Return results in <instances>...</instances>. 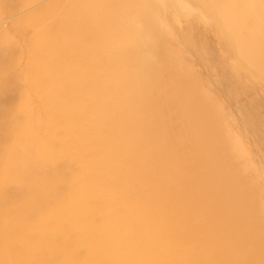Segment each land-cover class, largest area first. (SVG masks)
<instances>
[{
	"label": "bare ground",
	"instance_id": "1",
	"mask_svg": "<svg viewBox=\"0 0 264 264\" xmlns=\"http://www.w3.org/2000/svg\"><path fill=\"white\" fill-rule=\"evenodd\" d=\"M211 53L264 101L260 0H0V264H264Z\"/></svg>",
	"mask_w": 264,
	"mask_h": 264
},
{
	"label": "rangeland",
	"instance_id": "2",
	"mask_svg": "<svg viewBox=\"0 0 264 264\" xmlns=\"http://www.w3.org/2000/svg\"><path fill=\"white\" fill-rule=\"evenodd\" d=\"M139 1L141 4H143V2H146L147 7L150 10V7L153 8V4L155 3L156 0H139ZM144 25L148 28V30L150 29V25H152L154 29H157L155 26L160 27L158 21L144 22ZM163 30L164 29L162 28V31ZM204 37L205 35L203 36V38ZM208 38L212 42L214 39H216L212 35H209ZM220 48L222 50H225L222 47ZM223 59L224 57H220L218 54L215 55V53H211L210 57H208V68L214 71L219 77H221L224 80L222 82V88L224 89L225 94L227 95L231 105L233 106V109H235L236 111L240 110L237 112L240 115L239 114L237 115L239 117L241 115L245 117L248 126L254 132V135L257 138V148L259 151H261L262 155L264 156V107H263L264 101L262 100L260 102L259 100L261 99L258 97V95H256L253 92L249 84L248 83L245 84L238 77V75L233 73L232 67L233 65H235V63L229 59L230 63L228 64L229 60L227 59L228 61H225L226 62L225 63ZM196 69L199 71L200 75H203V71L199 70L198 68ZM245 94L249 97H247Z\"/></svg>",
	"mask_w": 264,
	"mask_h": 264
},
{
	"label": "snow or ice",
	"instance_id": "3",
	"mask_svg": "<svg viewBox=\"0 0 264 264\" xmlns=\"http://www.w3.org/2000/svg\"><path fill=\"white\" fill-rule=\"evenodd\" d=\"M261 19L264 21V0H260Z\"/></svg>",
	"mask_w": 264,
	"mask_h": 264
}]
</instances>
